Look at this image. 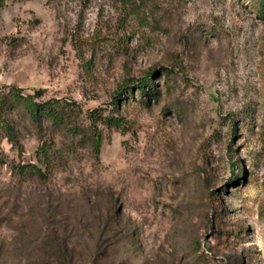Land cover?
Masks as SVG:
<instances>
[{"label":"rangeland","instance_id":"rangeland-1","mask_svg":"<svg viewBox=\"0 0 264 264\" xmlns=\"http://www.w3.org/2000/svg\"><path fill=\"white\" fill-rule=\"evenodd\" d=\"M133 1L0 5V264H264V4Z\"/></svg>","mask_w":264,"mask_h":264},{"label":"trees","instance_id":"trees-1","mask_svg":"<svg viewBox=\"0 0 264 264\" xmlns=\"http://www.w3.org/2000/svg\"><path fill=\"white\" fill-rule=\"evenodd\" d=\"M264 4V0H261ZM123 6L125 10V17L128 14H135L138 18V21L142 24H146L148 21L146 19V16H143V14L139 10V6L135 4L133 0H122ZM0 5L4 6L5 2L4 0H0ZM127 7V8H126ZM261 10V8L259 9ZM171 70L169 68L166 69L165 74L168 75ZM152 71H149V73ZM150 79L147 78L146 80H139L138 81V87L142 89L143 91H146L145 85L148 83L150 86H152L153 82H148ZM122 88H126L127 91L131 90V87L129 86V83H126L122 86ZM151 92L154 95H157L154 89L151 88ZM13 96L17 101H19L23 108L27 111V113L30 115L32 120L35 123L41 124L43 118H49L52 120V122L56 125H63L66 122L67 114L64 110V105L61 103L59 99L54 100H47L45 102H40L35 99V97L32 94H25L20 89L15 88L13 91ZM158 96V95H157ZM4 105V104H3ZM3 108V106H2ZM107 122L110 125H115L117 127L123 126V121L120 118H117L115 116H108ZM0 125L7 130L9 138L11 140L14 139L12 136V132L14 129L13 124L9 123L8 120L0 122ZM102 139L103 136L101 132L98 130L94 131L93 133V141H94V147L96 150V153L99 155L101 152V145H102ZM50 144L48 142H44L41 145L40 148V154L42 155H48ZM16 169L19 170L21 173H36L40 177H47L48 173L46 170H43L41 166H39L36 163H27V164H18L16 166Z\"/></svg>","mask_w":264,"mask_h":264}]
</instances>
